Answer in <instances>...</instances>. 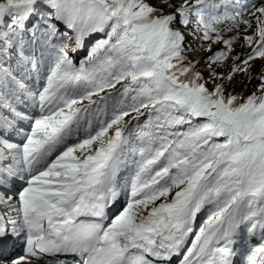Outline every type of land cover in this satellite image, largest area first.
<instances>
[{
  "label": "snow or ice",
  "instance_id": "snow-or-ice-1",
  "mask_svg": "<svg viewBox=\"0 0 264 264\" xmlns=\"http://www.w3.org/2000/svg\"><path fill=\"white\" fill-rule=\"evenodd\" d=\"M45 256L264 264V0H0V264Z\"/></svg>",
  "mask_w": 264,
  "mask_h": 264
},
{
  "label": "rangeland",
  "instance_id": "rangeland-1",
  "mask_svg": "<svg viewBox=\"0 0 264 264\" xmlns=\"http://www.w3.org/2000/svg\"><path fill=\"white\" fill-rule=\"evenodd\" d=\"M257 5H259V3H261V0H256ZM248 35H251V32L247 33ZM188 43L190 45V51L188 52V57L191 60H201V58L203 57V55H205V53L203 52L202 48L200 47L201 41L199 39L193 38L191 36L188 37ZM240 44H242V41H238L235 45L239 46ZM219 46H214V48H217ZM243 50H241L240 53H245L247 51H249V49H247L246 47H242ZM236 53H233V55H235ZM260 61L256 62V70H259L260 68ZM198 67H200L201 69H203L204 65L201 62ZM223 71L226 73L228 71V68L225 67L223 69ZM205 76H207V73L205 72ZM245 81V83H241V81ZM258 82L256 80H253L251 83H247L246 82V78L237 75L235 80L232 82V84L229 86V91H232L234 94L238 93L241 94L244 97H247L249 94L252 93V91L254 90L256 84ZM119 87V86H118ZM86 103V102H85ZM129 161V169L125 172V175L129 174L131 171V164H132V158L129 157L128 158ZM206 218L205 214H201L200 217H198L197 219V224L201 223L202 220Z\"/></svg>",
  "mask_w": 264,
  "mask_h": 264
},
{
  "label": "bare ground",
  "instance_id": "bare-ground-1",
  "mask_svg": "<svg viewBox=\"0 0 264 264\" xmlns=\"http://www.w3.org/2000/svg\"><path fill=\"white\" fill-rule=\"evenodd\" d=\"M241 50H243L241 47V44L239 46L235 47V53H240ZM19 254H21V249L19 247H17L14 250L13 255H19ZM36 264H50V263H42V262L37 261Z\"/></svg>",
  "mask_w": 264,
  "mask_h": 264
}]
</instances>
